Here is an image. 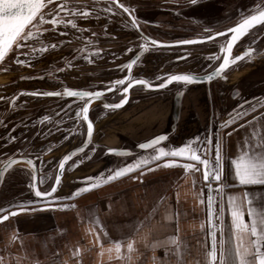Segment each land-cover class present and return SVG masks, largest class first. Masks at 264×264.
<instances>
[{
  "label": "crops",
  "instance_id": "obj_1",
  "mask_svg": "<svg viewBox=\"0 0 264 264\" xmlns=\"http://www.w3.org/2000/svg\"><path fill=\"white\" fill-rule=\"evenodd\" d=\"M63 31L59 29L52 34L65 37L66 34L62 35L65 33ZM262 34L264 30L260 32V35ZM114 35L119 36L120 32H110L109 39ZM254 48L256 51L245 59L248 66L238 67L225 81L213 82L209 90L204 84L184 82L173 85L165 91V94L149 93L141 99H139L141 95L135 94L134 97L139 100L130 102L121 110L106 109L100 101L91 104L90 107H101L98 110L100 112L93 114L95 122L93 142L88 150L75 155L69 163L57 193L61 199L54 203L73 204V208L23 213L0 224V264H207L206 252L212 245L207 215L208 184L212 185L211 194L216 201L213 222L217 225L214 230L218 242L221 228L225 241L233 240L231 216L228 211L229 197H235L237 202L241 203L246 221L248 215L247 205L243 203L244 193H248L254 206L264 204V185H239L231 170V160L239 155L243 142L249 138L253 127L264 126V108L259 113L247 112L246 116L240 117L241 121L235 119L236 122L228 127L217 128L216 140L219 139L222 145L223 158L220 181H204L202 165H198L200 167L198 172L191 169L185 171L179 164L195 162L168 156L142 165L129 175L80 193L72 199H63V197L70 196L76 188L84 186L85 177L111 174L117 168L148 157L153 150L143 152L139 144L154 136L169 135L161 146L178 147L207 130V122L213 112L215 116L217 115L218 122H222L231 115L248 109L251 104L264 96L259 84L260 80L257 79L259 70L264 67V59H261L260 63L256 60L264 56V42ZM61 52L62 50L59 52L46 49L44 54L54 59L50 61L53 63L62 58ZM163 55L145 56V60L150 63L149 67L145 68V60H143L139 66L143 68H137L134 77L136 75L156 81L168 75L187 73L193 67L166 61L165 54ZM95 57L100 60V63L94 65L98 75L94 73L88 76V68L91 66L90 63L84 62L81 72H73V76L69 74L65 82L77 89L103 90L104 97L113 102L114 93L121 86L118 85L112 89L113 91L105 89L110 88V82L115 80V75L110 71L119 62L109 61L111 49ZM45 61L47 62L48 59ZM83 67L86 69L84 72ZM77 77L79 79L82 77L83 83L75 82L74 78ZM27 79L34 85L29 89L20 86L24 90L39 91L42 88L41 84L48 85L47 89L51 90L50 92L62 88L59 80L46 81L40 76L35 77L34 80ZM246 83H250L253 87ZM91 85H97L94 87L95 90L89 89L88 86ZM213 93L216 96L214 98ZM240 94L243 96L239 97ZM228 95H232L234 101L229 109L225 104ZM178 96L182 98V112L178 125L173 130L172 107ZM214 99L224 109V113L219 111V107L215 111ZM64 114H67L66 110ZM253 116L257 117L256 121H252ZM62 117L55 118L53 122L59 124ZM69 117H65L66 120ZM245 121L252 123L245 124ZM48 129L50 128L42 131L43 135H47V145H40L37 137V148L34 150L37 154L43 153L46 149L50 150L43 157L44 160L41 159L38 167L39 174L45 178L41 185L42 189L47 180L52 179L62 156L71 149L70 147L82 143V136L80 142L78 133L72 135L73 127L69 121L53 127L50 134L47 132ZM261 130V127H256L257 132ZM216 140H212L210 154L209 151L207 152V158L213 164ZM109 149H126L130 152L125 156L117 157L109 154ZM173 159L178 160L179 163L174 166H164L165 160ZM157 164L160 166L157 167ZM19 165L25 168L29 166ZM31 171L33 173L32 169ZM217 183L223 186L219 191L216 188ZM1 195L2 193L0 198ZM221 203L224 205L223 223L217 218L220 215ZM173 239L176 241L175 244L172 243ZM117 240L121 242L119 255L115 251ZM129 240L133 242L131 252L127 249ZM110 248L112 251H109Z\"/></svg>",
  "mask_w": 264,
  "mask_h": 264
},
{
  "label": "flooded vegetation",
  "instance_id": "obj_2",
  "mask_svg": "<svg viewBox=\"0 0 264 264\" xmlns=\"http://www.w3.org/2000/svg\"><path fill=\"white\" fill-rule=\"evenodd\" d=\"M88 1L90 2H86V4H81L80 6L88 5L82 7H87L90 10V13L94 16H89L87 19H85L84 16H78L77 18H75L76 24H79L77 28L84 29V31H77L71 26H67L61 28L66 33V35H64L65 37H57L54 34L50 35L52 41L49 43V47L47 49L52 51L57 50L59 52L62 50L61 59L55 60L53 61V63L47 61L45 64V69H31V67L29 70L25 71L24 69H21V67H15V72L13 73H8L6 71V66L8 62L5 63V61L8 59L7 57L0 64V96H7L6 99L0 102V168H2L4 164H6L9 158H30L35 161L36 165L39 167L41 159L44 160L43 157L45 156V154L50 152L49 149H46L43 153L39 152V154L34 152V150L37 148V142H40V145H47V135L42 134V131H45L46 128H50L47 131L50 134L51 129L53 127H56L57 125L62 124L64 122L67 123L69 121V124H71V127H73L74 133L72 135L75 136L78 133L80 135V142L82 136V143H78V145L76 146H80L86 141V134L88 133V122L83 119V113H81L80 117H77L76 115L77 109L83 106V101L80 98L68 97L63 95H32L31 93H44L50 92L51 90H48L46 87H42L39 91L24 90L17 85L18 80H20L21 77L15 81L14 79L12 80V78H9V75L13 77L14 75L20 74V76L27 75L26 77L31 78L30 73H32V77L34 78L40 76L43 77V79H46V81L59 80V83L62 84V88H59V91L56 92H62L65 87L76 90H85L77 89L72 85L70 86L69 83L65 82V79L68 78L69 74L70 76H73V72H81V67L84 62L88 64L90 63L91 66V68H88V76H91L94 73L98 75L96 71L97 68L94 65L100 63V60L95 57L99 54H95L92 52V49L95 48L101 49L99 53H107L108 50L111 49V58L109 59V61L119 62L118 64L114 65V69L112 68V70L110 71L115 75V80L123 79L125 76H130L131 79L147 80L153 85L162 83L166 77L158 78L156 81H150L144 77L140 78L136 75L134 77V72H136L139 68H143L142 66H139L141 65L142 61L145 60V56L147 57L152 54H157L158 56H162L163 54H165L166 61L175 63L179 62V64L183 66H193L188 70V74H192L193 72H196V70L200 71L201 69H203V65H208L209 68H205L203 69V71L197 73L199 75H203L214 71L215 68L218 67L219 63L222 61L223 54L220 52V47L221 45H226V39L230 37V34L220 36L213 41L211 40L195 44H178L175 47L171 48L153 46L151 45V40L145 41L144 37L159 40L162 43H175V41L178 40H203L202 38L204 36L213 35L217 31L224 32L225 28L232 27L236 23L235 21L230 24V20H224L223 17H220L218 20H220L222 23L214 28L209 29L205 25H203V23H199L197 21L198 15L201 18H203L201 15H204L205 18L207 17V15L212 17L213 14H211L210 12V7L213 2L222 1L225 4H231L233 1L229 2V0H196L195 3H192L191 0H147L146 2L136 4V6L134 7L130 3H127L126 1L123 2V0H121V2L125 4V6L129 7L132 10V16L136 18L138 26H133V24L131 23L132 16H129L128 13L123 12V9H119L113 6L114 10L112 12H108L111 14L109 15V17H111L113 20H116V18L122 19L119 29H116V27L112 25L114 23L113 20L108 21L107 18L104 17L106 16L105 13L107 12L105 11V9L109 6L110 0ZM58 2H62V0H53V4H56ZM154 2H156L157 5L154 6L150 4ZM187 3H189V5H186ZM49 8H51V6L48 5L47 9ZM97 9L101 10L102 12H97ZM224 10L227 11L225 8ZM225 11L223 13H225ZM96 13H98V15ZM142 13L146 15L143 16ZM167 13L173 15L172 21H166ZM114 17L116 18L114 19ZM185 17L190 18L189 20H187L185 19ZM94 18L98 19V21L94 20ZM66 19L74 18H72L71 16H67ZM167 22L170 23L167 24ZM186 22H189L193 26L199 27L196 30H183V32L181 29H178L180 31H177V33L172 34L174 30L170 29L171 27L174 26V28H177V25H180L181 23H184V26L186 25ZM168 30L171 31L170 35L166 34ZM117 31L120 32V35H114L115 37L113 36L112 39H109V33H118ZM262 35L264 37V34ZM261 39L262 38H260V36H252L242 39L243 44L246 42L248 43H246L245 47H240L241 44L238 43L237 46L234 48L233 56L238 55L242 50H245V48L256 47L257 43ZM145 43L148 45L147 48L141 49V45ZM51 44L55 45V47H51ZM81 49H84V51L82 52ZM141 50H144V53L142 54L138 62L135 64L133 71L129 74V69L125 66ZM86 55L89 57L91 62L84 58ZM213 56H216L217 59H212L211 57ZM162 62H164V59L162 60ZM144 63L145 68H148L150 65L149 61L145 60ZM237 65L241 66V63H236V65L234 66ZM82 70L84 72L86 69H84L83 67ZM233 70H229L226 75L229 76L232 72L236 71L235 68ZM189 71L191 72L189 73ZM81 78H74V81H82ZM20 83H23V81L21 80ZM127 84L128 81H126L125 85L123 86H127ZM16 85L19 88L18 90L8 92V89L13 88ZM95 86L97 85H91L88 87L89 89L95 90ZM120 88L118 89V91H115L113 102L110 101V99H107L110 103H119V101L123 98L125 94L120 91ZM7 92L8 94H6ZM149 93L165 94V91L162 90L160 92H155L144 86L133 87L130 90V99L128 103L130 104V102H133L134 100L136 101L138 99L134 97L135 94L141 95L139 96V99H141L142 97H144V95ZM93 103L94 102H92L91 104ZM90 105L88 115L95 128L93 114L100 112L98 110L101 107H90ZM104 108L110 109L105 106ZM263 108L264 106H262V109ZM262 109L258 107L253 111V113H259V111H261ZM65 110L67 114H64ZM21 112H23V115H21ZM46 116L48 117V119H45ZM59 116H63L59 121V124L54 123V119ZM68 116L70 117L66 120L65 117ZM239 121L241 120L239 119ZM82 131H84V133H82ZM36 139H38L39 141L37 140L36 142ZM73 139L72 142H74ZM19 164L29 165L28 163L21 162L15 164V166L7 170L2 185L0 186V193H2L4 189H6L7 192H9V194L11 195L9 199L12 202L20 201V199L25 198L26 194H23L22 196V193L15 194L13 191L15 188H22V185L20 183L26 184L27 182V186L29 188V199L28 202L24 204H31V202L33 201L34 203H36V201L41 202L43 199L35 196V192L32 187V165H29L28 168H25L21 167L22 165ZM58 165L54 170L52 179L47 180L46 185L44 183V189H42L41 187V185L43 184L41 183V178H43V180L45 178L44 176H41L39 174V188L41 191H49L51 189V185L54 184L55 175L58 171ZM68 168L69 164L66 168V171L68 170ZM46 178L48 179V177ZM60 186L61 183L58 187V190ZM58 190L50 199L59 197L57 194Z\"/></svg>",
  "mask_w": 264,
  "mask_h": 264
},
{
  "label": "snow or ice",
  "instance_id": "obj_3",
  "mask_svg": "<svg viewBox=\"0 0 264 264\" xmlns=\"http://www.w3.org/2000/svg\"><path fill=\"white\" fill-rule=\"evenodd\" d=\"M195 3L196 0H191ZM69 0H62L60 3H56L54 9L45 11L48 5L53 4V0H0V62H3L9 53L18 51L22 48L29 49V52H25L24 55L27 56L30 53L34 54L37 52L45 51L49 45H45L41 42L39 48L35 47L34 44L40 41L41 34L47 32L48 29L44 25H51L52 30H55L58 25L71 26L77 31H84V29L77 28V24L74 19H63L61 13L66 16H84L89 15L90 10L85 7L83 11L79 7H69L67 6ZM113 6L119 9H123V12L128 13L132 16V10L125 6L121 0H110L109 6L105 9L107 12L113 11ZM131 23L133 26H138L137 20L132 16ZM264 24V0H261L260 5L251 11V14H245L240 18L238 22L232 27L225 28L224 32L230 33V37L226 39V45H221L220 52L223 54L222 61L219 63L218 67L215 68L214 72L207 75L205 79H212V76L220 75L224 69H226L231 62L238 61L242 59V56H248L253 52L252 48H248L242 55H237L234 59L231 57L233 45L244 36L249 29L254 25ZM224 32L217 31L213 35L204 36L203 40H212L214 36L224 35ZM66 34V33H62ZM145 41L151 40V45L160 46L161 41L151 39L149 37H144ZM31 41L32 43H29ZM198 40H178L175 41L177 44H192L197 43ZM147 44H142L141 49H146ZM55 47V45H51ZM83 52L84 49H81ZM101 49H92V52L99 54ZM86 60L91 62L89 57L86 55L84 57ZM212 59H217L216 56L211 57ZM135 61H130L125 67L131 70L133 63ZM16 63L24 65L26 63L23 59H16ZM198 77L183 73V74H172L168 75L162 83L153 85L144 79H131L130 76H125L123 79L111 81V87L105 89L111 91L118 85L123 86L125 82L128 81L127 86L120 88V91L125 95L115 105H106V107H120L127 100V93L133 85L139 84L146 88H163L167 84L176 82L191 83L197 80ZM102 91H87V90H76L65 87L62 92H44V93H31L32 95H44V96H68L77 97L83 101V106L78 108L76 111L77 117H80L83 113V119L87 121V131L89 136H91L93 131L92 122L89 120L88 112L89 105L94 99L101 97ZM14 99V98H13ZM259 107V103L255 105H250L248 111H254ZM243 115H247V111L243 112ZM45 119H48L46 116ZM236 119H240V113H237ZM257 117L253 116L252 121H256ZM252 121H245V124H251ZM236 121L230 116L227 121L223 122V127H228L230 124ZM239 127H244V125H239ZM256 127H261L260 132L256 131ZM230 134V133H229ZM167 139L164 135L156 136L144 143L139 144L140 149H153V152L148 156L144 157L134 163L126 164L125 166L116 169L111 174H100L96 177H85L84 186L76 188L70 196L63 197V199H72L82 192L89 191L96 187L101 186L103 183L112 181L118 177H121L134 169L141 167L142 165H147L153 161L160 160L164 157H179L184 158L195 163H185L183 168L185 171L193 170L200 171L198 165L203 166V180L204 181H220L223 172L222 163V145L220 140L217 139L215 142V161L214 164L207 158V152L211 148V141L207 143H201L199 137H194L191 140L183 143L181 146H174L166 148L160 146L161 142ZM82 151V149H76V152ZM108 151L114 152L115 149H109ZM75 155V152L68 153L59 160V169L63 170L65 168V163L70 160V158ZM17 163V159L9 158L6 162L4 168H0V177H2L3 172L12 165ZM29 165L33 164L32 159H27ZM178 160H165L164 166H174L178 164ZM157 167L160 165L157 164ZM149 170V169H146ZM231 170L234 175L235 180L239 185H264V126H254L249 138L243 142L242 150L239 155L231 160ZM135 179V177H133ZM33 179L35 180V175L33 174ZM55 184L51 185L50 191H41L36 189V184L33 183L32 187L35 189L36 197H51L52 193L56 191V185L60 182V173L57 172L55 175ZM43 178H41V183ZM223 186L217 183L216 188L219 191ZM212 185L208 184V197H207V215L209 222V235L212 237L211 249L206 252L207 264H264V204L259 206H254L252 200L249 198L248 193L243 194V203L247 205V215L248 220L246 221L244 216L245 212L242 208L241 203H238L235 197H229L228 199V211L231 216V229L233 240L226 242L223 235V228H221V237L219 242L216 238L215 228L217 225L214 221V204L216 201L212 196ZM55 199H61L56 197ZM45 207H61L67 208L69 205H52L50 203H45ZM24 208H19L17 211H25ZM31 210V209H27ZM220 215L217 217L221 219L224 213V205L220 204L219 209ZM16 215V211H9L6 208L0 207V221H5L9 216ZM106 235V233H105ZM99 240V236H97ZM172 243H176L173 239ZM217 243H219V249H217ZM227 243V246H226ZM179 248V245H177ZM127 249L129 252L133 250V242L131 240L127 243ZM109 251H112L110 248ZM115 251L119 255L121 251V242L115 241Z\"/></svg>",
  "mask_w": 264,
  "mask_h": 264
},
{
  "label": "rangeland",
  "instance_id": "obj_4",
  "mask_svg": "<svg viewBox=\"0 0 264 264\" xmlns=\"http://www.w3.org/2000/svg\"><path fill=\"white\" fill-rule=\"evenodd\" d=\"M125 1L127 3H130L131 5H133V7H134V6H136V4L146 2L147 0H143V1L142 0H123V2H125ZM86 2H90V1H88V0H69V3H68L67 6H69V7H79L80 10L82 11V10H84L83 8H85V7H82V6H88V5H82V6H80V5L81 4H86ZM229 2H232V3L231 4L230 3L225 4L222 1H217V2L215 1V2H213L211 4V7H210L211 8L210 9V12H211V14H213L212 17H210L209 15H207V17L205 18L204 15H201L203 17V18H201L198 15L197 16V21L199 23H203V25H205L209 29L210 28H214V27H216V26H218V25H220L222 23L220 20H218L220 17H223L224 20L225 19L230 20L229 22H231L230 24H232L235 21L236 22L239 21L240 18L242 16H244L245 14H251V11L254 10L257 7V5H260L261 0H229ZM58 3H60V2H58ZM150 4L151 5H154V6L157 5L156 2L150 3ZM186 5H189V3H187ZM49 6H51V8L45 9V11H48L50 9H54L55 4H53V5L51 4ZM224 8L227 11H225ZM224 11H225V13H223ZM97 12H102V11L97 9ZM96 14L98 15V13H96ZM105 14H106V16H104V17H106L108 21L109 20H113L111 17H109V15H111L110 13L106 12ZM144 15H146V14H143V16ZM63 16H64V13H61V17L63 19H66L67 18L66 15L64 17ZM89 16H94V15L89 12V15L87 17H84V18L86 19ZM71 17L72 18H77V16H75V17L71 16ZM115 18L116 17H114V19ZM189 18L190 17H185V19H187V20H189ZM74 20L76 22V19H74ZM94 20H97V19L94 18ZM121 20L122 19L116 18V20H113L114 23L112 25L115 26L116 29H119L120 24H121ZM172 20H173V15L170 14V13L169 14L167 13V15H166V21H172ZM169 23L170 22H167V24H169ZM183 24L184 23H181L180 25H177L178 26L177 28H174V26L171 27L170 29H173L174 30V32H172V34L177 33V31H180L178 29H181L182 32H183V30H196L199 27V26L198 27L197 26H193L189 22H186V25H184V26H183ZM44 27L47 28L48 31L47 32H43L41 34L40 41H38V42H36L34 44V46L37 47V48H39L41 46V42L43 44H45V45H47V44L50 43V39H51V36L50 35L52 34V32H50V31H53V32L55 31L56 32L57 30L61 29L62 27H66V26L63 25V24L58 25L55 30H52L51 25H47L46 24V25H44ZM201 27H203V26H201ZM262 28H264V27H262ZM263 30L258 31L259 33L257 35L255 34V36H254V37L260 36V38H262L257 43V46L263 44V42H264L263 35H260V32H262ZM117 32H119V31H117ZM166 34L170 35L171 34V31L168 30ZM121 35H123V34H121ZM121 37H123V36H121ZM29 43H32V42L29 41ZM246 43H248V42H246ZM246 43L243 44V42H242V44L240 45V47H245L246 46ZM45 51H43V52H37V53H34V54L30 53L29 55L25 56L24 53L25 52H29V49L22 48V49H20L18 51L9 53V57H7L8 59L5 61V63L8 62L7 63V66H6V68H7L6 71L8 73H13V72H15V69H14L15 67H18V68L21 67V69H24L25 71L29 70L31 67H32L31 69H33V68L34 69H37V68L45 69V66H46L45 65L46 64V61L45 60L48 59V62H50L51 60H54V59H51L50 57L46 56L44 54ZM17 58L25 60L26 63L24 65L17 64L16 63V59ZM33 59H34V61H33ZM261 59H264V56H262V57L260 56L256 60H257L258 63H260ZM8 69H10V70H8ZM150 72H152V70H150ZM30 74H31L30 77L34 80V77H32V73H30ZM257 75H258V78L257 79L260 80V82H259V84H261L260 87H262V90L264 91V68L263 67H262V69L259 70V73ZM9 76H10L9 78H12V80L14 79L15 81L18 78L21 77V79L18 80V84H17L19 87L21 86L22 88L25 87V88H28L29 89V87L32 88L33 85H34V83L31 84V81H30V83L28 82L29 79H24V78H29V77H26L27 75L20 76V74H17V75H14L15 77L14 76L12 77L11 75H9ZM21 80L23 81V83H19ZM17 85L14 86L13 88L8 89V92H13L15 90H18L19 88L17 87ZM243 85H245V84L243 83ZM246 85H250L251 88L253 87V86H251L250 83H246ZM41 87L49 88L48 85H43V84H41ZM239 90H240V88H239ZM8 92L6 94H8ZM214 93L212 94L213 95V98L216 97ZM241 95L242 94H240L239 97ZM6 97L0 96V98H1L0 99V102L2 100L6 99ZM225 104L227 106V109H229V107L233 106L234 101L232 100V95H228L227 96V98L225 99ZM218 107H219V111H221V113H224V109L222 107H220L219 104H218V102L216 101V99H214V109H215V111H216V108H218ZM214 120L217 121V115L214 117ZM207 139L209 141V138H207ZM20 184L22 185V188H15L13 192L15 194L22 193V196H23V194H26L25 195V198L24 199H20V201H17V202H12L9 199L11 197V195L9 194V192H7L6 189H4L3 192H2V195H1L2 198H0V207L6 208V209H8L10 211V210L16 209L18 207H25L27 209L34 208V207H36L40 203L39 201H36V203H34V201H33V202H31V204H24V203H27L28 202V199H29V197H28L29 188L27 186V182H26V184H24V183H20ZM41 187L43 188V186H41Z\"/></svg>",
  "mask_w": 264,
  "mask_h": 264
},
{
  "label": "water",
  "instance_id": "obj_5",
  "mask_svg": "<svg viewBox=\"0 0 264 264\" xmlns=\"http://www.w3.org/2000/svg\"><path fill=\"white\" fill-rule=\"evenodd\" d=\"M262 27H264V24H258V25H254L251 29H249L248 30V32L244 35V36H242L234 45H233V48H232V53H231V57L232 58H234L235 56H237V55H235V56H233V54H234V48L237 46V44L238 43H240V44H242V39H244V38H246V37H252L253 36V34L256 32H258V31H260V30H263L264 28H262ZM262 28V29H261ZM260 29V30H259ZM255 33V34H256ZM227 34H230V33H227V32H225L224 33V35H227ZM231 35V34H230ZM221 36H223V35H221ZM218 37H220V36H214V38L212 39V41L213 40H215L216 38H218ZM199 42H197V43H202V42H207V41H211V40H198ZM192 44H195V43H192ZM176 45H178L177 43H162L159 47H163V48H171V47H175ZM247 49L248 48H245V50H242L238 55H242L243 53H245L246 51H247ZM253 49V52L250 54V55H252L255 51H256V49L255 48H252ZM144 53V50H141V51H139L133 58H132V60L131 61H135L134 63H133V66H132V68H131V70L129 71V74L133 71V69H134V66H135V64L138 62V60L140 59V57L142 56V54ZM250 55H248V56H242V59L241 60H238V61H234V62H231L230 64H229V66L226 68V69H224L223 70V72L220 74V75H218V76H212V79H205V77L207 76V75H210V74H212L214 71H212V72H210V73H207V74H203V75H199V74H197L198 72H201V70L199 71V70H196V72H195V74L194 73H192V75H194V76H196V77H198V79L197 80H195L194 82H191L190 84H204V85H206V86H208V90H209V88H210V85L213 83V82H215V81H217V80H223V81H225L227 78H228V76L226 75V73L229 71V70H233L234 68L237 70L238 69V67H241V66H245V65H247L248 66V62L245 60L247 57H249ZM241 63V66H234V65H236V63ZM261 62V61H260ZM2 62H0V64H1ZM205 68H209V66L208 65H206V66H204L203 65V69H205ZM264 68V67H263ZM202 69V70H203ZM183 73H185V72H183ZM183 73H177V74H183ZM177 83H184V82H176V81H173V82H171V83H169V84H167L165 87H163V88H157V87H152V88H148V89H150V90H152V91H155V92H157V91H162V90H164V91H166V90H169L173 85H175V84H177ZM137 86H143V85H139V84H136V85H133V87H137ZM132 87V88H133ZM130 90H131V88L129 89V92L126 94L127 95V100H126V102L123 104V105H121L120 107H107V108H110V109H113V110H121V109H123V108H125L129 103V99H130ZM96 101H100L105 107H106V105H115V104H112V103H110L107 99H106V97H104V95H103V93H102V95H101V97H99V98H97V99H94L92 102H96ZM257 102L259 103V107H262V105L264 106V96L262 97V98H260L259 100H257V101H255L253 104H251V105H255V104H257ZM116 104H118V103H116ZM258 108V107H257ZM249 109V108H248ZM248 109H245V110H242V111H239L238 113H240V117L241 116H243V112L244 111H247V112H249L248 111ZM181 112H182V98L181 97H177L175 100H174V102H173V107H172V118H173V120H174V127H173V130L176 128V126L178 125V122H179V120H180V117H181ZM236 115H237V113H235V114H233V115H231V117H232V119L233 120H235L236 119ZM88 117H89V115H88ZM214 117H215V115H214V112L209 116V120H208V122H207V130H204L200 135L198 134V135H196L195 137H199L200 138V142L201 143H206V142H208V139L207 138H209V141H211V143H212V140H216V137H217V128H223V122L224 121H227L228 119H229V117L228 118H226L224 121H222V122H218V120L217 121H215L214 120ZM89 120H90V118H89ZM91 121V120H90ZM92 122V121H91ZM92 125H93V123H92ZM94 133H95V128H94V125H93V131H92V134H91V136H89V134L87 135V139H86V141L82 144V145H80V146H75V147H70L71 149L66 153V154H68V153H72V152H75V155H78L79 153H81V152H83V151H85L86 149H88L89 148V146L92 144V142H93V139H94ZM157 136H159V135H157ZM154 137H156V136H154ZM154 137H152V138H154ZM167 137H169V135L167 136ZM207 137V138H206ZM151 138V139H152ZM73 139V138H72ZM165 141H163V142H161V144H160V146L164 143ZM78 148H80V149H82V151H79V152H76V149H78ZM166 148H168V147H166ZM211 149V148H210ZM210 149H209V154H210ZM116 151H114V152H110V151H108L109 152V154H111V155H113V156H117V157H120V156H125L126 154H128L130 151H128V150H126V149H115ZM143 152H148V151H150V150H153V149H151V148H149V149H141ZM66 154H64V155H66ZM63 155V156H64ZM75 155H73L71 158H70V160L69 161H67L66 163H65V168L63 169V170H60L59 169V167H58V171L57 172H59L60 173V182H59V184H57L56 185V191L54 192V193H52V196L57 192V190H58V187H59V185H60V183L62 182V179H63V177H64V175H65V173H66V168H67V166H68V164L72 161V159H73V157L75 156ZM62 156V157H63ZM62 159V158H61ZM33 161V160H32ZM211 161V160H210ZM21 162H25V163H27V159H25V158H21V159H17V163H21ZM16 163V164H17ZM179 165H183V164H179ZM4 166H5V164L2 166V168H4ZM13 166H15V164L14 165H12V167ZM32 168H33V174L35 175V180L33 179V183H35L36 184V189H39L40 190V188H39V168H38V166L36 165V163H35V161H33V164H32ZM203 168V167H202ZM10 168H8L7 170H9ZM118 169V168H117ZM137 169V168H136ZM136 169H134L132 172H134ZM7 170L6 171H4L3 172V175H2V177H0V186L2 185V182H3V180H4V177H5V174H6V172H7ZM132 172H129V173H127V174H125V175H123V176H121V177H118V178H116V179H119V178H122V177H124V176H126V175H129V174H131ZM116 179H114V180H116ZM113 181V180H112ZM212 181V180H211ZM110 182V181H109ZM56 183V181H54V184ZM104 184V183H103ZM102 185V184H101ZM51 190V189H50ZM49 190V191H50ZM92 190V189H91ZM90 191V190H89ZM34 192H35V189H34ZM85 192H87V191H85ZM83 193V192H82ZM51 196V197H52ZM51 197H39V198H41V199H43L35 208H29V209H31V210H27V208H25V207H18V208H16V209H12V210H10V211H16V215H13V216H9L8 217V219L7 220H9V219H12V218H15V217H17V216H19V215H21V214H23V213H29V212H34V211H47V210H66V209H68V208H73V204H67V205H69V207H67V208H61V207H45L44 205H45V203H50V204H52V205H62V204H54L55 203V201H58V199L56 200L55 198H52V199H50ZM19 208H24V209H26L25 211H17V209H19ZM7 220H5V221H0V224H2V223H4V222H6Z\"/></svg>",
  "mask_w": 264,
  "mask_h": 264
},
{
  "label": "bare ground",
  "instance_id": "obj_6",
  "mask_svg": "<svg viewBox=\"0 0 264 264\" xmlns=\"http://www.w3.org/2000/svg\"><path fill=\"white\" fill-rule=\"evenodd\" d=\"M97 103V102H96Z\"/></svg>",
  "mask_w": 264,
  "mask_h": 264
}]
</instances>
